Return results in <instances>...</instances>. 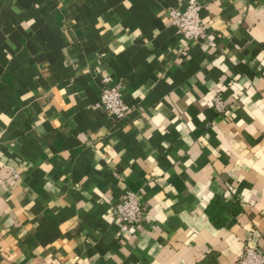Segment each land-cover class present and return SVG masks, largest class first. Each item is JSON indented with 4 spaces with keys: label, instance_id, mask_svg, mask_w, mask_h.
<instances>
[{
    "label": "crops",
    "instance_id": "crops-1",
    "mask_svg": "<svg viewBox=\"0 0 264 264\" xmlns=\"http://www.w3.org/2000/svg\"><path fill=\"white\" fill-rule=\"evenodd\" d=\"M0 0V264H233L264 249V0ZM131 105L92 103L103 76ZM220 94L219 112L212 103ZM141 199L136 224L113 206Z\"/></svg>",
    "mask_w": 264,
    "mask_h": 264
},
{
    "label": "built area",
    "instance_id": "built-area-1",
    "mask_svg": "<svg viewBox=\"0 0 264 264\" xmlns=\"http://www.w3.org/2000/svg\"><path fill=\"white\" fill-rule=\"evenodd\" d=\"M201 4L193 0L186 8L173 7L170 10L172 22L179 32L188 38L198 39L204 32L205 26L200 14ZM104 86L98 100L92 103L94 108H101L109 115L124 118L131 112V105L125 101L119 83L111 82L109 75L103 76ZM213 106L219 112L224 111L226 102L220 94L212 98ZM20 177V171L13 167L9 175L0 176V186L13 185ZM112 213L128 224H136L145 216V208L135 190L127 189L121 199L113 206ZM26 264H46L41 260ZM233 264H264V249L259 245L246 244Z\"/></svg>",
    "mask_w": 264,
    "mask_h": 264
}]
</instances>
